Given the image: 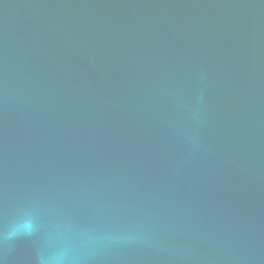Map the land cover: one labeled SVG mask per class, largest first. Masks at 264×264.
Masks as SVG:
<instances>
[{"label": "water", "instance_id": "1", "mask_svg": "<svg viewBox=\"0 0 264 264\" xmlns=\"http://www.w3.org/2000/svg\"><path fill=\"white\" fill-rule=\"evenodd\" d=\"M0 264H264V0H0Z\"/></svg>", "mask_w": 264, "mask_h": 264}, {"label": "clouds", "instance_id": "2", "mask_svg": "<svg viewBox=\"0 0 264 264\" xmlns=\"http://www.w3.org/2000/svg\"><path fill=\"white\" fill-rule=\"evenodd\" d=\"M30 227V226H29Z\"/></svg>", "mask_w": 264, "mask_h": 264}]
</instances>
